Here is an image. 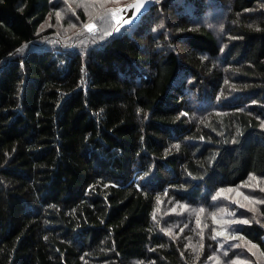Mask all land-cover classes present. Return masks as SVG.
<instances>
[{
    "label": "trees",
    "instance_id": "1",
    "mask_svg": "<svg viewBox=\"0 0 264 264\" xmlns=\"http://www.w3.org/2000/svg\"><path fill=\"white\" fill-rule=\"evenodd\" d=\"M217 1L39 44L66 0H0V264H264L212 205L264 176V0Z\"/></svg>",
    "mask_w": 264,
    "mask_h": 264
},
{
    "label": "rangeland",
    "instance_id": "2",
    "mask_svg": "<svg viewBox=\"0 0 264 264\" xmlns=\"http://www.w3.org/2000/svg\"><path fill=\"white\" fill-rule=\"evenodd\" d=\"M129 1L131 0H66L68 9L66 11H55L53 17L48 18L47 23H45L41 29V33H45L47 29H52V31L45 34L43 33L40 40L36 43L45 44L55 41L63 43L70 34L81 33L85 29H88L87 26L89 25L94 26L92 30L94 31L100 27L106 26L110 22L116 23L117 20L119 21V15H113L114 11L112 9H121L122 6ZM213 5L219 6L221 2L215 0ZM78 7H80L84 14V16L78 15V19L84 20V24H81L80 21L78 24L77 16L73 14V12L77 11ZM57 13H59V16ZM219 13L217 14L219 15ZM158 24H160V22H158ZM39 46L42 45H37L36 47L39 48ZM220 197L224 198L212 204L215 212L218 213L220 217H226L224 212L225 206H231L230 209L233 210L234 213V216L231 218L233 219L232 221L247 220L248 214H250V212L254 213L264 202V176L251 175L248 180L239 186L227 191H222ZM175 209L179 211L180 214L182 212H188L190 208L184 203H178L175 205L174 210ZM248 246H251V244L239 238L234 244V249L239 250L238 247L242 249ZM226 253L228 252L222 250L221 256L217 253L213 258H219V264H237L236 261L240 260L239 255L235 260L233 259L231 262H225L222 260V257Z\"/></svg>",
    "mask_w": 264,
    "mask_h": 264
},
{
    "label": "water",
    "instance_id": "3",
    "mask_svg": "<svg viewBox=\"0 0 264 264\" xmlns=\"http://www.w3.org/2000/svg\"><path fill=\"white\" fill-rule=\"evenodd\" d=\"M155 3V0H133L130 3L122 6L117 10L119 15V21L117 20L118 27H124L133 25L141 19V17L151 8ZM136 7H139V11H136ZM131 17V19H129Z\"/></svg>",
    "mask_w": 264,
    "mask_h": 264
},
{
    "label": "snow or ice",
    "instance_id": "4",
    "mask_svg": "<svg viewBox=\"0 0 264 264\" xmlns=\"http://www.w3.org/2000/svg\"><path fill=\"white\" fill-rule=\"evenodd\" d=\"M139 10H140L139 7H136V11L138 12ZM57 15L59 16V13H57ZM113 15H115V13H113ZM129 19H131V17ZM87 28H88L89 31H92L94 26L93 25H89V26H87Z\"/></svg>",
    "mask_w": 264,
    "mask_h": 264
}]
</instances>
